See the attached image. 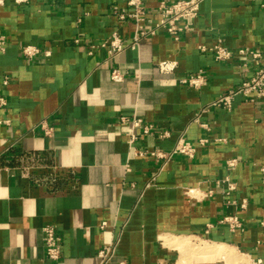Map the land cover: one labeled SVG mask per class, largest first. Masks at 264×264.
<instances>
[{
	"label": "crops",
	"instance_id": "obj_1",
	"mask_svg": "<svg viewBox=\"0 0 264 264\" xmlns=\"http://www.w3.org/2000/svg\"><path fill=\"white\" fill-rule=\"evenodd\" d=\"M159 1L146 0L154 33L111 57L102 43L134 33L113 14L126 0H0V264H103L107 247V264H227L188 241L232 248L233 264H264V99L236 94L230 109L210 106L242 79L240 61H216L212 46L264 54V8L203 0L174 39L156 27ZM27 45L43 50L26 59ZM198 74V87L182 82ZM122 117L154 130L142 136ZM133 132L135 149L169 152L183 137L194 157L134 156ZM45 225L61 239L57 261L45 257Z\"/></svg>",
	"mask_w": 264,
	"mask_h": 264
},
{
	"label": "built area",
	"instance_id": "obj_2",
	"mask_svg": "<svg viewBox=\"0 0 264 264\" xmlns=\"http://www.w3.org/2000/svg\"><path fill=\"white\" fill-rule=\"evenodd\" d=\"M14 3L21 4L26 3L28 0H12ZM203 0H177L167 1L161 0L156 6V13L158 15V23L156 27L164 29L174 39H178L183 31L188 30L187 24L190 19L194 18L198 14L199 5ZM252 2L260 1V5L264 8V0H249ZM113 14L119 21H131L134 24V33L130 41H126L118 36L116 33L111 34L103 43L102 47H106L109 56H113L125 49H134L138 44L141 37L149 34H153L154 30L146 28V21L148 18V11L146 7V0H126L125 5L121 8L113 10ZM5 45L4 37L0 35V49L3 50ZM41 47L27 45L22 48V55L26 59H30L42 52ZM213 57L216 61H227L236 58L240 61L239 68L241 70V81L230 89L227 93H224L217 97L210 106L223 107L230 109L232 99L236 94H241L246 98L254 100L256 98L264 99V54L260 51L252 48H240L233 52L224 47L219 41L216 42L211 48ZM46 54L47 51H44ZM256 63V64H255ZM252 64L256 67L252 68ZM159 69L162 72H167L171 68L168 63H159ZM110 78L113 81H121L123 75L118 69L113 68L110 72ZM8 77H5L3 83L7 84ZM183 83H187L192 87H198L201 82V76H190L187 79L182 80ZM7 104L6 98L0 94V107H4ZM207 111V108L202 109L201 112ZM199 116V115H198ZM197 116V118H198ZM122 122H129L132 129L138 131L142 136L149 135L153 132L154 126L152 124L145 123L139 117H132L131 119L122 117ZM204 126L205 125H201ZM40 129L44 135L50 136L53 132V127L45 120L39 123ZM137 132L131 134L128 141L129 146L132 148L134 156L137 157H152L155 161H167L174 155H182L184 157H194L196 147L191 142L187 141L183 137H179L174 147L169 152H163L160 150L148 151L145 149H135L132 147L134 141L137 139ZM169 136L168 131H163L159 134L160 138H166ZM208 142L206 138H200L198 144L205 145ZM229 167L236 165V160L228 162ZM229 190L233 186L228 183ZM224 222L229 224L231 230L240 226V223L236 217H225ZM264 224V222H262ZM102 223L101 226H104ZM42 232V244L46 259L50 261H57L61 256V239L56 232L54 226L45 225L41 228ZM112 255V249L110 247L103 248L98 252V256L101 258L103 264H107ZM257 264H261L258 260Z\"/></svg>",
	"mask_w": 264,
	"mask_h": 264
},
{
	"label": "bare ground",
	"instance_id": "obj_3",
	"mask_svg": "<svg viewBox=\"0 0 264 264\" xmlns=\"http://www.w3.org/2000/svg\"><path fill=\"white\" fill-rule=\"evenodd\" d=\"M201 246L199 247V250H197L196 252L198 253V255H210L212 261L215 260H219V259H224L226 260H231L230 257H232L233 260H235L236 255L233 251L232 248H224V246H220V245H214V246ZM197 248V247H196ZM232 250V251H231ZM232 253L234 254V256L232 255ZM183 264H185V262H182Z\"/></svg>",
	"mask_w": 264,
	"mask_h": 264
},
{
	"label": "rangeland",
	"instance_id": "obj_4",
	"mask_svg": "<svg viewBox=\"0 0 264 264\" xmlns=\"http://www.w3.org/2000/svg\"><path fill=\"white\" fill-rule=\"evenodd\" d=\"M188 242H189V243L187 244V245H188V248L191 250V252L196 253L197 255H198V253H197L196 251L199 250V247H201V246H203V245L207 246V244H200L199 242H198V243H191V241H188ZM205 246H204V247H205ZM196 247H197V248H196ZM231 251H232V250H231ZM233 251H234V250H233ZM203 255H206V254H203ZM232 255L234 256L233 253H232ZM198 256H201V255H198ZM208 258H209V260L212 261L210 255H207V258H206V259H208ZM230 259H231V260H226L225 263H227V264H233V263H232L233 261L236 262V260H233L232 257H230ZM235 259H236V258H235ZM183 262H185V260H183ZM235 262H234V263H235Z\"/></svg>",
	"mask_w": 264,
	"mask_h": 264
}]
</instances>
